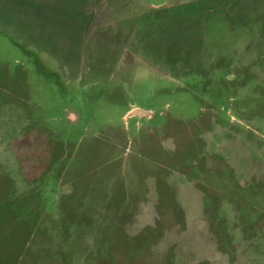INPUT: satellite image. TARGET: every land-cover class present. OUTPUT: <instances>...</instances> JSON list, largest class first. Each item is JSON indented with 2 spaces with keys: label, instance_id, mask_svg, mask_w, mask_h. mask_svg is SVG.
<instances>
[{
  "label": "rangeland",
  "instance_id": "1",
  "mask_svg": "<svg viewBox=\"0 0 264 264\" xmlns=\"http://www.w3.org/2000/svg\"><path fill=\"white\" fill-rule=\"evenodd\" d=\"M223 1L0 0V264H264V0Z\"/></svg>",
  "mask_w": 264,
  "mask_h": 264
},
{
  "label": "trees",
  "instance_id": "2",
  "mask_svg": "<svg viewBox=\"0 0 264 264\" xmlns=\"http://www.w3.org/2000/svg\"><path fill=\"white\" fill-rule=\"evenodd\" d=\"M200 1L204 2L206 8L209 9L208 13L205 14L206 16L208 15L207 16L208 18L213 17V15L216 16V14L218 13L217 7L215 5L216 0H200ZM227 4H229L228 0H224L223 5L226 6ZM187 8H189V10L186 9V12H189L190 16H192L191 14H196L194 13V8H192V6H188Z\"/></svg>",
  "mask_w": 264,
  "mask_h": 264
},
{
  "label": "water",
  "instance_id": "3",
  "mask_svg": "<svg viewBox=\"0 0 264 264\" xmlns=\"http://www.w3.org/2000/svg\"><path fill=\"white\" fill-rule=\"evenodd\" d=\"M140 113H141V112H137V111L132 112V114L135 115V116H136V115H141Z\"/></svg>",
  "mask_w": 264,
  "mask_h": 264
},
{
  "label": "crops",
  "instance_id": "4",
  "mask_svg": "<svg viewBox=\"0 0 264 264\" xmlns=\"http://www.w3.org/2000/svg\"><path fill=\"white\" fill-rule=\"evenodd\" d=\"M130 111H131V109H130Z\"/></svg>",
  "mask_w": 264,
  "mask_h": 264
}]
</instances>
